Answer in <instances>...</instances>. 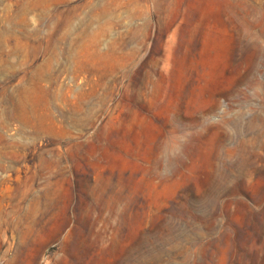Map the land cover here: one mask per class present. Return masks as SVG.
<instances>
[{
	"label": "rangeland",
	"instance_id": "obj_1",
	"mask_svg": "<svg viewBox=\"0 0 264 264\" xmlns=\"http://www.w3.org/2000/svg\"><path fill=\"white\" fill-rule=\"evenodd\" d=\"M0 264H264V0H0Z\"/></svg>",
	"mask_w": 264,
	"mask_h": 264
}]
</instances>
